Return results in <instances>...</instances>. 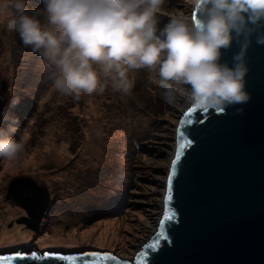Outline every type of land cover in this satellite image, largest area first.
Segmentation results:
<instances>
[{"label": "rangeland", "instance_id": "374dc122", "mask_svg": "<svg viewBox=\"0 0 264 264\" xmlns=\"http://www.w3.org/2000/svg\"><path fill=\"white\" fill-rule=\"evenodd\" d=\"M7 2L0 75L13 78L17 91L4 135L22 138L24 148L13 159L0 157V249L33 242L37 250L94 248L132 260L163 214L177 126L191 105L182 97L165 101L158 73L146 68L129 72L127 93L108 81L103 93L82 92L79 100L61 94L44 61L8 29L15 10ZM25 4L29 11L43 7L40 0ZM193 12L192 0H164L158 27ZM22 199L47 210L38 229L22 222L30 219Z\"/></svg>", "mask_w": 264, "mask_h": 264}, {"label": "clouds", "instance_id": "9594fccd", "mask_svg": "<svg viewBox=\"0 0 264 264\" xmlns=\"http://www.w3.org/2000/svg\"><path fill=\"white\" fill-rule=\"evenodd\" d=\"M32 11L25 0H12L15 15L7 20L25 47L50 69L48 80L65 96L127 93L130 71H156L163 98L174 103L224 111L250 100L245 77L246 52L264 27V0H192L195 17H172L159 28L164 0H42ZM9 7L0 0V15ZM41 17L43 19H41ZM240 42L232 64L222 54ZM264 43V34L257 35ZM238 111H242L239 109ZM14 130V129H12ZM24 148L0 135V157L15 158Z\"/></svg>", "mask_w": 264, "mask_h": 264}, {"label": "water", "instance_id": "95a60500", "mask_svg": "<svg viewBox=\"0 0 264 264\" xmlns=\"http://www.w3.org/2000/svg\"><path fill=\"white\" fill-rule=\"evenodd\" d=\"M196 15L194 11L192 17ZM257 35L252 36L245 57L250 100L224 111L197 108L192 112L190 106L180 118L163 214L132 260L94 248L36 250L24 245L0 250V256L10 257L0 264H264V43L257 42ZM238 51L240 42L234 41L223 51L221 62L231 65ZM177 152L181 158L173 171ZM20 204L36 228L44 211L23 199ZM166 215L171 219H164ZM160 231L164 236L157 247H147ZM93 252L99 255H86Z\"/></svg>", "mask_w": 264, "mask_h": 264}, {"label": "flooded vegetation", "instance_id": "af4514ba", "mask_svg": "<svg viewBox=\"0 0 264 264\" xmlns=\"http://www.w3.org/2000/svg\"><path fill=\"white\" fill-rule=\"evenodd\" d=\"M15 88H16V83L14 82L13 78H11V83L9 81H7L6 79H4L1 75H0V135H2L3 133V128L4 125L7 123V121L9 120V117L11 115V113L13 112V109L15 107L16 101H15ZM19 191V190H18ZM15 192V191H14ZM33 194H35V196H39V194L36 191H33ZM15 195L17 196V189H16V193ZM17 201V198H16ZM47 211V210H46ZM45 211V212H46ZM45 212L42 216V219L40 221V223L37 225V229L38 227H40V224L43 221V217L45 215ZM24 220L22 222H24V224L26 225V228L29 230H34L36 223L34 222V220H32L31 218H23ZM31 249H36L37 247L32 243L25 245ZM10 248H17L16 246L13 247H8V248H3L0 250H7Z\"/></svg>", "mask_w": 264, "mask_h": 264}, {"label": "snow or ice", "instance_id": "6c2138e0", "mask_svg": "<svg viewBox=\"0 0 264 264\" xmlns=\"http://www.w3.org/2000/svg\"><path fill=\"white\" fill-rule=\"evenodd\" d=\"M197 108H203V109L207 110V107H206V106H195V107L192 108L191 111H192V112H195V111L197 110ZM181 123L184 124V123H185V120H182ZM183 136H184V132L181 131V137H183ZM186 143H187V144H191V141L188 140V141H186ZM185 146H186V144H185V143H182V144L180 145V148H181V149H184ZM180 158H181L180 153L177 152L176 158H175V160L173 161V171L175 170L176 162L179 161ZM168 184H169V189H170V188H171V184H172V177H171V176L169 177ZM168 199H169V201H170V200H171V196H169ZM164 219L170 220L171 217H169V216L166 215ZM159 227H160L161 229L164 228V223H163V221H161ZM161 236H164V231H160V232L158 233V235L156 236V238L153 239L152 243L149 244L147 247H149L150 249H154V248H156L157 245L159 244V238H160ZM33 255H35V254H33ZM50 255H54V254H50ZM86 255L89 256V257H95V256H97V255H99V254L93 252V253H87ZM141 255H143V253H142ZM20 258L22 259L23 256H21ZM59 258H60V259H74V257H59ZM6 259H10V257L0 256V260H6Z\"/></svg>", "mask_w": 264, "mask_h": 264}, {"label": "trees", "instance_id": "16d2710c", "mask_svg": "<svg viewBox=\"0 0 264 264\" xmlns=\"http://www.w3.org/2000/svg\"><path fill=\"white\" fill-rule=\"evenodd\" d=\"M40 1H42V0H40ZM39 2V1H38ZM19 44H21V46H23V44H22V41L20 40V39H18V41H17ZM28 48V51H30V47H27ZM31 52V51H30ZM27 55H34V54H31V53H27ZM35 56V55H34ZM35 58H37V56H35ZM39 58V57H38ZM32 67H33V65L31 64V68H30V72L33 70L32 69ZM17 91V86H16V88H15V92ZM15 92H14V94H15ZM12 118V116H10L9 117V120L7 121V123L4 125V128H3V133H2V135H4V133L5 132H7V127H10V122H11V119Z\"/></svg>", "mask_w": 264, "mask_h": 264}, {"label": "bare ground", "instance_id": "6f19581e", "mask_svg": "<svg viewBox=\"0 0 264 264\" xmlns=\"http://www.w3.org/2000/svg\"><path fill=\"white\" fill-rule=\"evenodd\" d=\"M176 147H177V146L175 145V147H174V148H175V151H176ZM172 160H173V159H172ZM172 160H171V161H172ZM171 161H170V163H171ZM167 170H169V168H168ZM158 221H159V220H158ZM154 231H155V229H154ZM21 235H22V234H21ZM29 235H31V234H28L27 236H29ZM147 242H148V240H147ZM27 248H29V247H27ZM140 251H141V250H139L138 252H140ZM138 252H137V253H138Z\"/></svg>", "mask_w": 264, "mask_h": 264}]
</instances>
